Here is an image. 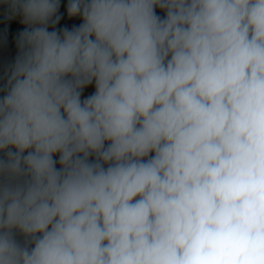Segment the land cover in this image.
Masks as SVG:
<instances>
[{"label":"clouds","instance_id":"clouds-1","mask_svg":"<svg viewBox=\"0 0 264 264\" xmlns=\"http://www.w3.org/2000/svg\"><path fill=\"white\" fill-rule=\"evenodd\" d=\"M0 264H264V0H0Z\"/></svg>","mask_w":264,"mask_h":264}]
</instances>
